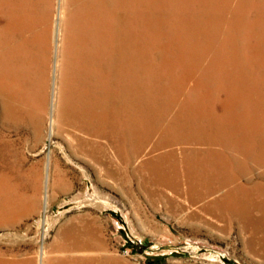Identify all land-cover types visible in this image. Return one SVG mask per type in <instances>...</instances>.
I'll return each instance as SVG.
<instances>
[{
    "label": "rangeland",
    "instance_id": "1",
    "mask_svg": "<svg viewBox=\"0 0 264 264\" xmlns=\"http://www.w3.org/2000/svg\"><path fill=\"white\" fill-rule=\"evenodd\" d=\"M60 1L61 0H55V5L51 12V44H53V46H51L52 49L50 52V54H52L50 65L53 66L54 64V68L56 63V53L54 52L55 48L53 39L55 32L57 31H55L54 26L57 23L59 24L61 21V16H59ZM138 3L139 1L136 0V7ZM143 6L142 16H139L140 19L136 16L137 22L135 21V23L138 24L136 25L134 23V34L135 36H137L138 33L139 35L144 34L146 50L148 51V55L150 54L149 61L152 63V67L154 66L156 70L161 68L159 71H164L163 76H168L170 74L168 82L166 81L167 78L165 79L166 83L163 81V83H165L163 86H167L169 89L168 92V89L164 91L166 92V97L164 96V98L159 95V97L156 96L158 100L155 99V101L151 102L154 106L156 104H158V106L163 104L160 106V108L164 110H160L161 117L159 116V118L158 116H155L149 118L150 120L146 119L143 122V128L139 130V132H141V130L143 132L136 134L137 136H143L142 139H144L145 142L147 141V147L145 150H147L146 152L149 154L135 158L137 160L129 155L131 153L129 142L122 140V136L126 135V129L122 128L126 122L122 116H109V118L111 117V120L108 122L110 125L115 126L118 130V139L122 142H126L120 143V146L122 144L120 147L121 151H124L122 154L118 153L115 157L109 155V153H111L110 151H105V153L103 150H98V156L101 159V162H99L100 159L97 158L98 156L87 155L85 149H80L74 138L75 134H78V136H82L83 138H86L87 136L85 140L94 141L96 144L99 143L100 147L107 146L105 143H107L108 139L106 137H99L96 135L97 131L102 126L99 116H91L93 119L90 118L86 120V123H84L85 125L83 126L72 123L68 126L69 131L72 129L70 132L64 131V133L58 134L55 130L51 133L49 120L52 112L55 78L53 75V67H50V76L52 78H50L51 81H49V96L47 95V98L49 97L47 103L49 104H46L47 114L44 115L43 131L40 136L35 135L33 127L27 124H23L18 128H6L2 122L3 115L0 111V217L2 218H0V260L5 259L6 257H13V255H15L20 260L32 259L33 264H40L42 261V250L44 248L49 251L53 248L55 242H65L69 246L77 247L75 254L69 253L67 255L75 259L82 258V260L85 261L84 264H264V222L262 224H258V218L264 220V206H262L264 205V151H261V153L250 151L246 154L242 151L239 152L238 150H235V152L229 151L230 153L227 151V153L232 156L235 161L232 162L228 171L226 170V172H224L219 170L221 172H219V176L222 181L227 179L225 178V175L226 177H233L230 175H234L237 179L243 180L244 178V180L248 182L250 179L241 175V167L248 172L252 182H259V180L261 182L262 180L261 183L259 182V189H261V192L257 193L255 192L257 190L254 191V193L258 194H256L253 198V202L257 203L256 205L253 204L252 210V214L255 213V216L253 215L256 219L255 222L254 219H246L243 213L236 215L229 210L226 211V208L224 209L221 207V204H218L217 206L214 202L217 196L221 194L220 192H217L214 195L209 194L202 197H192L190 195L176 196L170 191L169 194L167 192L169 197H165L157 193H150L151 190L146 189L145 185L147 184L150 186L149 189H154L157 187V184H155L156 182H153L155 180L153 179L154 177H152L153 174L151 173L153 170L147 168L145 166L146 162H144V160H147L150 153H152L150 149L153 145V147L160 146L157 150L158 152L168 151L172 147L176 148L175 150L177 152L180 147H203L197 145L196 142L199 140L208 141L213 137V134L211 133H213L214 129L208 124L210 123V119L199 118V121L198 118H192L191 120V117L183 119L172 118L175 114H194L196 112L194 114L195 116H219L224 113L225 114L223 116H228V113L231 114H229V116H258V118L264 116V105H260V99L256 94L257 92L254 91L256 90V87L253 88V86H255L253 84L258 83L257 74L264 79V36L259 37L258 34V0H144ZM194 8L200 9L195 10ZM136 14L138 15L137 8L135 11V15ZM217 19L219 21H217ZM167 45H170L171 47H167ZM260 45L262 47H260ZM261 49L263 50L262 55L260 54ZM158 52L160 54H158ZM169 55H173L177 59ZM163 56L166 57L163 58ZM173 59L174 61H172ZM159 60L161 62L158 63ZM224 63H226V66ZM163 65L166 66L164 67ZM197 68H199V70ZM155 69L152 68V70ZM179 70L182 74L179 73ZM209 70L211 71L209 72ZM222 72L225 77L222 75ZM178 76H180V78ZM161 77L162 76H160L156 82L159 81L161 84ZM213 78H215V80H213ZM218 82L221 83L219 84ZM176 84L181 86H177ZM184 88H187L186 91L188 92H186ZM173 89H175L177 93ZM235 89H237V93ZM223 90L233 91V95H230V104L226 105V108H228L227 110H223L222 108V102L225 101L226 96ZM234 93L236 95H234ZM196 102L198 103L197 105ZM165 109H168L169 111H166ZM163 119H166V122L163 121ZM178 120L181 121L179 122ZM201 120H204V123ZM258 121L260 122V119ZM199 123L204 125L206 124V127H200ZM119 130H121L123 134ZM180 131L184 134H181ZM193 133L194 135H191ZM176 137H178V139ZM187 141L189 143H187ZM69 143L72 145H69ZM86 148L89 147L86 146ZM104 148L107 149L106 147ZM158 152H153V154ZM124 153L127 154L124 155ZM103 154L104 156H102ZM177 155L180 156L182 154L181 152H177ZM240 156L241 158H239ZM120 158L121 161H119ZM98 164L102 165V168ZM7 169L9 170L7 171ZM3 170L5 172H2ZM251 171L254 172V174ZM10 175H15L11 178V182ZM254 179L255 181H253ZM25 181L26 183H24ZM257 199H260L261 201ZM213 204L215 205L213 206ZM2 210L8 211L3 212ZM222 210H224V212ZM5 216H7V218ZM245 221L250 225H248ZM251 223L254 225H251ZM260 230H262V232ZM19 252H21V255ZM46 258L47 257H45V262L47 261Z\"/></svg>",
    "mask_w": 264,
    "mask_h": 264
},
{
    "label": "bare ground",
    "instance_id": "2",
    "mask_svg": "<svg viewBox=\"0 0 264 264\" xmlns=\"http://www.w3.org/2000/svg\"><path fill=\"white\" fill-rule=\"evenodd\" d=\"M138 1H139V3L136 7V0H61L60 1V12H59L60 13L59 16H61V21L59 24L57 23L54 26L55 31L57 30L55 32V36L53 39L54 40V48H55L54 52L56 53V63H55V68H54V64H53V66L50 65L51 64L50 63L51 55H52V54H50V52L52 49L51 46H53V44H51V16H52L51 12H52V8L55 5V0H0V111L3 115L2 116V122H3L4 126L6 128L12 129V127L18 128L23 124H27V125H31L33 127V131H34L35 135L40 136L42 134L44 115L47 114L46 113V104H49V103H47V100L49 98V97L47 98V95H48V87L50 86L49 81H51L50 78H52L50 76V67L51 68L53 67V75L55 78L54 79L55 80V89H54V94H53V104L51 103L52 104V110H51L52 112L50 111L51 112L50 120L48 119L50 121L49 126L51 127V133L56 130V132L58 134H62V133H64V131H69L68 126H70L72 123L75 125L79 124V125L83 126V125H85L84 123H86L85 122L86 120H88L90 118L93 119L92 118L93 116H99V120L102 122V126L99 128L96 135H98L99 137L100 136L106 137L108 139L107 143L104 142L105 144H107V146H104L107 149H105L102 146L100 147L99 143L96 144V143H94V141L85 140L87 138V136H86V138H83L82 136H78V134L74 135V138L77 141V143H76L77 146H79L80 149L81 148L85 149L87 152V155L89 154L91 156H98L99 155L98 150H101V151L103 150L104 152L110 151L111 153H109V155L116 157V155L118 153L122 154V152L124 151V150L121 151L120 147L122 146V144L120 146V143H123V142L126 143L125 141L129 142L130 151L132 153V154L130 153L129 155L134 157V159L139 158L140 156H144L146 154H149L148 152H146L147 150H145L147 147V145H146L147 141L145 142V140L142 139L143 136L141 137V135H138L139 136V138H138V136L136 134L143 132L142 130H141V132H139V130L143 128V125H144L143 122L146 119L148 120L149 118L155 117V116L161 117L160 110H162V109L160 108V106H162L163 104L162 105L159 104L160 106H158V104H156L154 106V104H151V102L155 101V99H157L156 96L159 97V95H161V97H164V96L166 97V92H164V91L167 90L168 87L167 86L165 87L163 85L166 83L165 82L166 78H167L166 81L168 82L170 74L168 76H163L164 71L163 72L159 71L161 68L159 70H156L154 68V66L152 67V63L149 61L150 60V58H149L150 54L148 55V51L146 50V41H145L144 34L139 35V33H138V35L136 34L137 36H135V34H134L133 30L135 29L134 23L136 21V16L138 18H139V16H142V13H143L142 11H143V7H144L143 6L144 0H138ZM208 6H210V5H208ZM230 6H229V8H230ZM202 7H204V6H202ZM136 8H137L138 15L137 14L135 15ZM197 9H200V8H196L195 10H197ZM257 10H258V22H257L258 23V34H259V37H263L264 36V0H258V9ZM200 11H202V10H200ZM209 11H211V10H209ZM225 13H226V11H225ZM143 15H145V14H143ZM196 16H198V15H196ZM204 16H206V15H204ZM217 21H219V20L217 19ZM240 22H241V20H240ZM211 23H212V21H211ZM135 24L137 25L138 23H135ZM212 25H213V23H212ZM227 26H228V24H227ZM251 26H252V24H251ZM140 27H142V26H140ZM198 28H197V30H198ZM220 28H221V26H220ZM240 29H241V27H240ZM207 30H208V28H207ZM215 32H217V31H215ZM145 33H147V32H145ZM197 34H199V33H197ZM230 39H232V38H230ZM224 40H226V39H224ZM154 44H155V42H154ZM169 46L167 45V47H169ZM192 46H193V44H192ZM175 47H177V46H175ZM260 47H262V46L260 45ZM153 51H154V48H153ZM164 52H166V51H164ZM175 52H177V51H175ZM178 53H177V55H178ZM158 54H160V53L158 52ZM260 54L261 55L263 54L262 49H261ZM228 55H230V54H228ZM169 56H171V55H169ZM164 57H166V56H163V58ZM259 57H261V56H259ZM168 58H170V57H168ZM174 58H176V57H174ZM229 59H231V58H229ZM233 60H234V57H233ZM172 61H174V59ZM230 61H232V60H230ZM246 61H248V60H246ZM155 62H157V61H155ZM159 62H161V61L159 60L158 63ZM236 62H238V61H236ZM178 63H180V62H178ZM226 63H224L225 66H226ZM183 64H185V63H183ZM252 65H250V66H252ZM168 66H170V65H168ZM192 67H193V65H192ZM192 67H191V69H192ZM152 68L155 70H152ZM185 68H186V66H185ZM166 69H167V67H166ZM194 69H195V67H194ZM197 69L199 70V68H197ZM221 69H223V68H221ZM224 69H225V67H224ZM250 69H251V67H250ZM183 70H182V72H183ZM195 71H197V70H195ZM210 71L211 70H209V72ZM202 72H203V70H202ZM229 72H231V71H229ZM179 73H180V70H179ZM255 73H253V74H255ZM180 74H182V73H180ZM222 75H223V72H222ZM160 76H162L161 77V84L159 81L156 82V80ZM233 76H235V75H233ZM178 77L180 78V76H178ZM200 77H198V78H200ZM233 78H235V77H233ZM257 78H258V83L255 84L253 82L254 83L253 85H255V86H253V88L256 87V90H254V91L257 92L256 94L258 95V98L260 99V105H264V79H263V77L259 76L258 74H257ZM174 79H176V78H174ZM236 79H238V78H236ZM244 79H246V78H244ZM213 80H215V78H213ZM216 80H217V78H216ZM220 80H222V79H220ZM223 80H225V79H223ZM232 80H234V79H232ZM163 81L165 83H163ZM172 82H173V80H172ZM211 82H213V81H211ZM255 82H256V80H255ZM187 84H189V83H187ZM251 84H252V82H251ZM52 85H53V83H52ZM176 85L178 86L179 84H176ZM204 85H206V84H204ZM179 86H181V85H179ZM195 89H197V88H195ZM173 90L175 91V89H173ZM186 90H187V88L185 89V91ZM229 90L228 91L223 90L225 92V95H226L225 101L222 102L223 110L228 109V108H226V105L230 104L229 103L230 98H231L230 95L231 94L233 95V91L231 92ZM236 90L237 89H235V91ZM168 91H169V89L167 90V92ZM241 91H243V90H241ZM170 92H171V90H170ZM175 92L177 93V91H175ZM186 92H188V91H186ZM217 92H218V90H217ZM194 93H196V92H194ZM236 93H237V91H236ZM234 95H236V94L234 93ZM168 96H169V93H168ZM195 96H197V95H195ZM204 97H205V95H204ZM215 97H216V95H215ZM217 99H215V100H217ZM218 100H220V99H218ZM241 100H242V98H241ZM162 101H164V100H162ZM191 101H192V99H191ZM245 102H247V101H245ZM254 102H255V100H254ZM164 104H166V103H164ZM169 104H168V108H169ZM187 104H189V103H187ZM197 104L198 103L196 102V105ZM205 104H206V102H205ZM234 104H235V102H234ZM173 105H174V103H173ZM249 105H250V102H249ZM216 106H217V104H216ZM246 106H248V105H246ZM181 109H180V111H181ZM261 109H263V108H261ZM162 111H164V110H162ZM233 111H234V109H233ZM238 111H239V109H238ZM185 112H187V111H185ZM210 112H212V111H210ZM242 112H243V110H242ZM166 113H168V112H166ZM194 114H191V113L190 114H188V113L187 114H185V113L175 114V115H173L172 118H177V119L182 118L183 119V118L191 117V120H192V118L193 119L198 118V120H199V118L210 119V121H209L210 123H208V124L214 129L213 133H211V134H213V137L208 141L198 139L199 141L196 142V144L203 146V147H199V146H196L194 148H191L189 146H187L185 148L180 147L179 148L180 150L178 149V151H177V152H181L182 155H180V156L177 155V152L175 150L176 148H174V147L170 148L169 150L167 149L168 151H159L158 152L157 150L160 148V146L153 147L154 145L152 144L153 146H151L152 148L150 149L152 151V153H150L149 157L147 158L146 161L144 160V162H146L145 166L147 168H150L153 170V172H151L153 174L152 177H154L153 179H155L153 182H156L155 184H157V187L155 186L156 188L149 189L150 186H148L147 184L146 185L144 184L146 186V189L151 190L150 193H152V194L157 193V194L163 195L165 197H169V195H168L169 191L172 192V194H174L176 196L177 195H190L192 197L193 196L202 197V196L209 195V194L214 195L215 193L220 192L221 194L217 196L215 202L213 201L214 203L217 204V206H218V204H221V207H223L224 209L226 208V211L229 210L230 212H233L236 215L243 213L246 219H248V220L254 219V222H255V220H256L254 218L255 213L252 214V210H253V204L256 205L257 203L253 202L254 201L253 198L257 193L261 192L260 191L261 189H259V188H260V183L262 182V180H261V182L259 180L260 183L258 181H255V179L253 180L255 182H252L251 177L249 176L248 172H246L241 167L240 168L241 175H244L246 178H249L250 179V180H248L249 183L246 182V180H244L243 177H242L243 180L237 179V177H235L234 175H230V173H229V175L233 176V177H229V176L226 177V175H225V178H227V179L223 178L224 181H222L220 176H219V172H220L219 170H222L224 172H226V170L228 171L230 169L232 162L235 161V160H233L232 156H230L227 153V151L228 152L229 151L235 152V150H238L239 152L242 151L245 154L249 153L250 151H254L256 153H258V152L261 153V151H264V116H261L260 118H258V116L257 117L256 116H229L230 113H228V116H223L225 113L223 115L220 114L219 116H217L215 113L214 114L216 116H211V115L210 116H207V115L206 116H204V115L203 116L202 115L201 116H195ZM250 114H251V112H250ZM246 115H247V113H246ZM109 116H122L123 119L125 120L126 123L123 122L124 126H122V128L126 129V131H125L126 135L122 136V138H123L122 140H125V141L122 142L120 139H118V137H119L118 132H117L118 130L115 128V126H112L109 124L108 121L111 120V117L109 118ZM159 118H157V119L160 120ZM168 118H169V116H168ZM259 119H260V122L258 121ZM165 120L163 119V121H165ZM211 120H213V121H211ZM118 121H119V119H118ZM201 121L203 122L204 120H201ZM87 122H90V121H87ZM174 123H175V121H174ZM152 124H153V122H152ZM44 126H45V124H44ZM146 127H148V126H146ZM146 127H144V128H146ZM200 127H202V128L206 127V124L205 125L200 124ZM95 128H97V127H95ZM152 128H154V127H152ZM175 128H176V126H175ZM178 128H180V127H178ZM212 128H211V130H212ZM157 130H159V129H157ZM164 130H166V129H164ZM119 131L121 132V130H119ZM178 131H179V129H178ZM175 132H177V131H175ZM191 132H192V130H191ZM66 133H68V132H66ZM93 133H94V131H93ZM180 133H181V131H180ZM181 134H184V133H181ZM119 135H120V133H119ZM163 135H165V134H163ZM191 135H194V133ZM149 138H152V137H149ZM176 138L178 139V137H176ZM204 138H206V137H204ZM172 142H175V141H172ZM187 143H189V142L187 141ZM70 144L71 143H69V145ZM86 146L89 148H86ZM90 147H92V148H90ZM153 152H158V153L153 154ZM82 154H79V155H82ZM125 154H127V153H124V155ZM242 155H244V154H242ZM102 156H104V154ZM254 156H255V154H254ZM97 158H99V156ZM239 158H241V156ZM91 160H92V158H91ZM135 160H137V159H135ZM117 161H118V159H117ZM119 161H121V158ZM99 162H101V159ZM106 164H109V163H106ZM140 164H141V162H140ZM98 165H100V164H98ZM143 165H144V163H143ZM100 166L102 168V165H100ZM125 166H127V165H125ZM238 167H239V164H238ZM1 168H3V167H1ZM8 170L9 169H7V171ZM18 170H19V168H18ZM141 170H142V168H141ZM5 171H6V169H5ZM5 171L3 170L2 172H5ZM15 171H16V169H15ZM142 172H141V174H142ZM232 173H233V171H232ZM252 173L254 174V172H252ZM255 173H256V171H255ZM5 174H9V173H5ZM10 176H11L10 177V182H11V178H13V176H15V175H10ZM143 178H145V177H143ZM24 183H26V181ZM26 189H28V188H26ZM255 190H257V191H255ZM15 191H17V190H15ZM254 191L257 193H254ZM167 192H168V194H167ZM170 196H172V195H170ZM251 196H252V198H251ZM259 196H261V195H259ZM263 197H261V198H263ZM245 198H246V200H245ZM194 199H196V198H194ZM257 200H260V199H257ZM263 204H264V202H263ZM214 205L215 204H213V206ZM22 206H24V205H22ZM206 206H204V207H206ZM262 206H264V205H262ZM206 208H208V207H206ZM6 211H8V210H6ZM222 211L224 212V210H222ZM28 212H29V210H28ZM11 216H13V215H11ZM11 216H9V217H11ZM20 216H22V215H20ZM233 216H235V215H233ZM256 216H257V214H256ZM5 217L7 218V216H5ZM226 218H227V216H226ZM237 218H239V217H237ZM262 220L263 219L258 218V224H260V223L262 224L264 222V220L263 221ZM247 224H245V225H247ZM252 224L253 223H251V225ZM4 225H5V223H4ZM242 225H244V224H242ZM248 225H250V224H248ZM260 231L262 232V230H260ZM76 237H78V236H76ZM256 243H258V242H256ZM263 244H264V241H263ZM76 251H77V247L69 246L65 242H55V245L49 251L45 250V248L42 250V261L40 264H84L85 261L82 260V258L75 259V258H72L71 256L67 255L69 253L75 254ZM19 253L21 255V252H19ZM24 255H26V254H24ZM45 257H47L46 262H45ZM0 264H33V262H32V259L20 260L15 255H13V257H9V258L6 257L5 259L0 260Z\"/></svg>",
    "mask_w": 264,
    "mask_h": 264
}]
</instances>
